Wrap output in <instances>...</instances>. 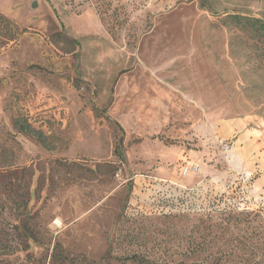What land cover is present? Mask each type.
<instances>
[{"label": "rangeland", "instance_id": "1", "mask_svg": "<svg viewBox=\"0 0 264 264\" xmlns=\"http://www.w3.org/2000/svg\"><path fill=\"white\" fill-rule=\"evenodd\" d=\"M232 15L264 20V0H0V205L29 216L22 264L56 244L65 264L264 261V57Z\"/></svg>", "mask_w": 264, "mask_h": 264}, {"label": "trees", "instance_id": "2", "mask_svg": "<svg viewBox=\"0 0 264 264\" xmlns=\"http://www.w3.org/2000/svg\"><path fill=\"white\" fill-rule=\"evenodd\" d=\"M232 16L234 18V24L236 26H240L242 30L250 34L251 38L254 40L253 45L256 46L260 54L264 57V20L249 16ZM19 130L25 132L27 136H35L36 139L43 145V135L41 132L32 130L28 126H19ZM164 182L165 181L158 182L151 179L149 180V183L152 185L149 186V189L159 191L161 188H163V186H166L167 183ZM173 187L177 188L181 194L187 193L191 190V188L189 190L184 188V186L181 187L179 185H173ZM24 203L26 202L23 201V204ZM4 210L5 209L0 205V264H13L14 260H20V264L25 263L30 259V255L26 253L29 249L28 241L29 239H33V234L26 221L29 219V216L21 214V217L19 218L21 223L19 225L6 220V218L3 217ZM165 212L170 213L171 210L166 209ZM21 254H24L25 256L21 258ZM50 258L51 264H65L67 262V257L64 256L62 248H60L57 244L52 248ZM190 264L205 263L192 262ZM232 264H264V261L243 260Z\"/></svg>", "mask_w": 264, "mask_h": 264}, {"label": "crops", "instance_id": "3", "mask_svg": "<svg viewBox=\"0 0 264 264\" xmlns=\"http://www.w3.org/2000/svg\"><path fill=\"white\" fill-rule=\"evenodd\" d=\"M170 173L171 174L168 177L165 178V179H167L169 181L171 180V178H176V179H178L180 181L179 183L182 182L183 184H190L191 181L193 182L194 180H196V176L191 175L192 172H190V174H188V175H182L181 173L178 174L176 171L175 172H170ZM175 181H177V180H175Z\"/></svg>", "mask_w": 264, "mask_h": 264}, {"label": "built area", "instance_id": "4", "mask_svg": "<svg viewBox=\"0 0 264 264\" xmlns=\"http://www.w3.org/2000/svg\"><path fill=\"white\" fill-rule=\"evenodd\" d=\"M196 170H197V167L196 166H190V167H184L182 170H181V173H182V175H188V174H190V172H196ZM155 180H157V179H154V181ZM159 181H163V180H160L159 179ZM158 181V182H159ZM181 187H183V186H181Z\"/></svg>", "mask_w": 264, "mask_h": 264}]
</instances>
